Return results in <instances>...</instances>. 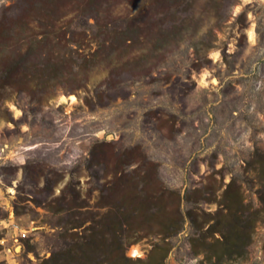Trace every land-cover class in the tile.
I'll return each mask as SVG.
<instances>
[{"label":"rangeland","instance_id":"374dc122","mask_svg":"<svg viewBox=\"0 0 264 264\" xmlns=\"http://www.w3.org/2000/svg\"><path fill=\"white\" fill-rule=\"evenodd\" d=\"M90 1L54 0L43 22L46 0H0V264H116L103 233L139 264H209L192 238L209 239L213 221L198 230L187 211L198 222L214 214L206 199L218 200L232 179L259 213L244 258L222 264H264L254 173L264 156V0H184L166 17L192 16L186 30L144 61L147 40L125 42L119 32L145 3ZM32 3L28 30L14 27ZM144 12L150 22L164 18L148 2ZM32 43L40 71L30 80L15 64ZM70 96L74 103L60 101ZM162 190L182 198L176 232L122 216L123 196L133 203ZM111 211L122 230L105 231ZM92 232L97 248L85 250ZM156 244L164 248L151 256Z\"/></svg>","mask_w":264,"mask_h":264},{"label":"trees","instance_id":"16d2710c","mask_svg":"<svg viewBox=\"0 0 264 264\" xmlns=\"http://www.w3.org/2000/svg\"><path fill=\"white\" fill-rule=\"evenodd\" d=\"M183 1L184 0H142L145 4L148 2L152 9L155 8L156 10V8H162L164 18H157V21L154 20L150 22L148 19L149 17L146 16L148 13H143L145 5L143 4L139 7L137 15L134 16V21H132V23H130V25H128L124 30L119 32L121 36H126L124 39L125 42L129 40L139 41L144 38L147 40L145 43H147L146 45L148 46V49L146 51L143 49L141 54L142 56L138 57L139 59H137V61H144V59H147L148 56H156V54L163 51V49L171 43H175L179 40L182 30H186L187 28L186 23L193 17L188 16L182 18L179 23L173 21L176 24H171V22L168 24L169 21L167 17L173 16L175 13H171L170 11H177V7L181 5ZM53 2L54 0H46V4H48L43 8V14H41L38 18L39 21L42 20L45 22L46 20L51 19L49 11L52 10L49 9L51 8L49 6H52ZM94 2L95 0H91L89 3L93 4ZM32 11H34L33 3L31 8L27 11V15L17 20H13L12 25L16 28H22L23 31L28 30V26H26L28 22L26 20H31L30 12ZM24 26H26L27 29H25ZM163 26H167L168 28L162 29L161 27ZM6 34L7 33L4 30L0 33V35L7 36ZM38 43L34 45L32 43L27 52L22 55L20 60L18 59L17 63L15 62V67L19 62L25 71L30 73V80H33L34 78L31 73L32 71H40L30 62L31 58L38 54L36 49V47L38 48ZM30 51H33L34 54H31ZM50 66V63L43 65L41 72L44 73L45 71H48ZM41 77L43 76H40L38 81L43 79ZM258 157H260L261 161L259 162L261 166H259L257 171L254 170V173L256 172L255 176L261 187L260 193L262 194L259 199L264 202V156L263 154H258ZM143 178L148 179V176L144 175ZM192 193L199 194L201 191L194 190ZM188 198V195L184 196V200H188ZM132 200L133 199H130V196L128 195L122 197L123 204L126 206V212L121 213L122 216L134 215L136 218L135 220L138 219L140 221V219H142L150 225H152V223L153 225L156 224V226H159L158 228H160L159 230H161L162 233L168 235L176 232V230L181 226V222H183V214L179 209V203L182 198L177 192L162 190L161 193L156 195L147 192L145 196L135 197V201L133 203ZM206 200L208 202L216 203L219 208L214 214L203 211L202 216H204V219L201 222H198L197 220L199 216L197 213L192 210L187 211V216L191 217L195 223V228L198 230H202L204 224L213 221L207 230L210 234L209 239L205 236L204 238L203 236L202 238L193 237V246L195 243V246L201 248L202 250L204 249L205 252H207L206 259L209 264H222L225 260L233 261L244 258L246 252L245 248L251 241L254 229V219L250 217L259 213V210H253V206L250 203H244L243 193L234 179H232L227 185L218 200H216L215 197L212 200ZM171 202H176V207H174L173 212H169V205ZM108 217L112 220H110L111 222L107 221L105 223V231H109L108 228H110L112 224H118L120 230H122L116 213L111 211L109 214L107 213L105 215V218ZM155 221L156 223H154ZM217 233L220 235L219 237H216ZM93 235V232L89 235V240L85 244V250L93 251L97 248V245L93 247L95 242ZM100 243V246L109 257V260H112L116 264H139L142 262L141 260L133 261L127 258L124 254L125 246L121 244V241L117 239L116 236L113 238V242L110 243L106 234L103 233V240H100ZM163 248L164 247L161 245L156 244L150 252L151 256L158 253ZM164 252L166 251L164 250ZM51 260L52 258L48 261L50 262Z\"/></svg>","mask_w":264,"mask_h":264},{"label":"bare ground","instance_id":"6f19581e","mask_svg":"<svg viewBox=\"0 0 264 264\" xmlns=\"http://www.w3.org/2000/svg\"><path fill=\"white\" fill-rule=\"evenodd\" d=\"M243 2H247L249 0H242ZM249 37L252 39L253 38V30L249 31ZM62 103H65L66 101H71V103H74L75 98L73 96H70L69 99L67 98H61L60 100ZM133 252L137 253L136 255H133ZM131 253L133 256L137 257L140 256V252L138 251V249L136 247L132 248Z\"/></svg>","mask_w":264,"mask_h":264},{"label":"snow or ice","instance_id":"6c2138e0","mask_svg":"<svg viewBox=\"0 0 264 264\" xmlns=\"http://www.w3.org/2000/svg\"><path fill=\"white\" fill-rule=\"evenodd\" d=\"M137 253L133 252V255H136Z\"/></svg>","mask_w":264,"mask_h":264}]
</instances>
